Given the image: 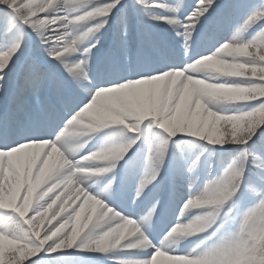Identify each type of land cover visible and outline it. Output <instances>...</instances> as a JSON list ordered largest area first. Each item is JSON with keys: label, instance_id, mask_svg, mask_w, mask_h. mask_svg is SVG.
<instances>
[{"label": "snow or ice", "instance_id": "6c2138e0", "mask_svg": "<svg viewBox=\"0 0 264 264\" xmlns=\"http://www.w3.org/2000/svg\"><path fill=\"white\" fill-rule=\"evenodd\" d=\"M0 264H264V0H0Z\"/></svg>", "mask_w": 264, "mask_h": 264}]
</instances>
